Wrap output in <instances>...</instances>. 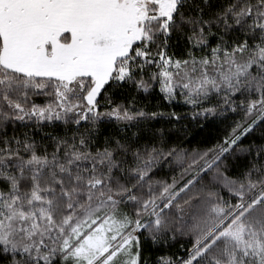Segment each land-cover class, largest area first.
<instances>
[{"label":"snow or ice","instance_id":"1","mask_svg":"<svg viewBox=\"0 0 264 264\" xmlns=\"http://www.w3.org/2000/svg\"><path fill=\"white\" fill-rule=\"evenodd\" d=\"M0 264H264V0H0Z\"/></svg>","mask_w":264,"mask_h":264},{"label":"trees","instance_id":"2","mask_svg":"<svg viewBox=\"0 0 264 264\" xmlns=\"http://www.w3.org/2000/svg\"><path fill=\"white\" fill-rule=\"evenodd\" d=\"M180 243H183V241H181ZM179 246H180V244H177L172 250H173V251L178 250V249H179Z\"/></svg>","mask_w":264,"mask_h":264}]
</instances>
